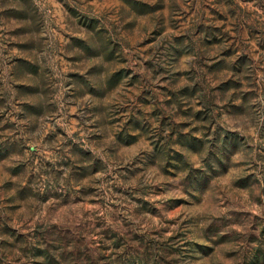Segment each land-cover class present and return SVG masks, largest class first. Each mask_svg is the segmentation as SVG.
Instances as JSON below:
<instances>
[{
    "label": "rangeland",
    "instance_id": "374dc122",
    "mask_svg": "<svg viewBox=\"0 0 264 264\" xmlns=\"http://www.w3.org/2000/svg\"><path fill=\"white\" fill-rule=\"evenodd\" d=\"M0 264H264V0H0Z\"/></svg>",
    "mask_w": 264,
    "mask_h": 264
}]
</instances>
